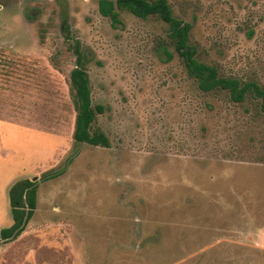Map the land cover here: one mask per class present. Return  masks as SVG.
<instances>
[{
	"label": "rangeland",
	"instance_id": "rangeland-1",
	"mask_svg": "<svg viewBox=\"0 0 264 264\" xmlns=\"http://www.w3.org/2000/svg\"><path fill=\"white\" fill-rule=\"evenodd\" d=\"M99 1L0 0V230L16 181L78 154L0 264H264L259 102L200 92L167 24L124 11L114 26ZM169 2L200 62L264 88V0ZM76 42L108 148L73 139Z\"/></svg>",
	"mask_w": 264,
	"mask_h": 264
},
{
	"label": "trees",
	"instance_id": "trees-1",
	"mask_svg": "<svg viewBox=\"0 0 264 264\" xmlns=\"http://www.w3.org/2000/svg\"><path fill=\"white\" fill-rule=\"evenodd\" d=\"M130 12L138 18L147 19L157 17L168 25V37L174 46L177 56L184 63L186 74L194 79L202 93L224 91L229 99L235 103H244L248 98L259 102V110L264 119V88L256 81H241L238 78L222 75L215 66L200 62L197 48L189 43L191 24L177 17L169 0H100L99 12L110 18L112 25L120 23L119 13ZM250 31L249 36H251ZM165 48V47H164ZM76 56V66L70 72V84L74 92L76 109L73 139L76 145L106 147L110 146L108 136L101 130L94 128L97 116L103 114L101 105H94L87 73L88 59L82 54L79 43L72 47ZM167 50L166 48L164 49ZM166 56L170 57L166 51ZM78 156L74 154L67 160L62 169L47 171L40 179H21L16 181L7 193L11 208L13 224L0 230V241L8 242L19 236L34 216L38 205L37 189L39 185L54 180L66 173L67 166Z\"/></svg>",
	"mask_w": 264,
	"mask_h": 264
},
{
	"label": "crops",
	"instance_id": "crops-1",
	"mask_svg": "<svg viewBox=\"0 0 264 264\" xmlns=\"http://www.w3.org/2000/svg\"><path fill=\"white\" fill-rule=\"evenodd\" d=\"M10 189V188H9Z\"/></svg>",
	"mask_w": 264,
	"mask_h": 264
}]
</instances>
